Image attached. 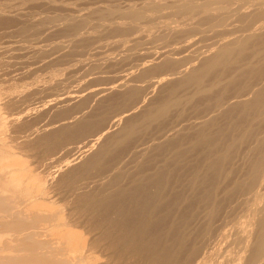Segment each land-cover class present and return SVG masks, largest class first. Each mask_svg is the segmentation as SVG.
<instances>
[{
	"label": "rangeland",
	"instance_id": "1",
	"mask_svg": "<svg viewBox=\"0 0 264 264\" xmlns=\"http://www.w3.org/2000/svg\"><path fill=\"white\" fill-rule=\"evenodd\" d=\"M36 1L35 0H26V1L25 0H22V1L21 0H0V9L1 7L8 8L7 4H9L8 6H10V8H8L10 11L7 9H5L6 11H4L3 8L0 10V47H1L0 48V119H1L0 121V153H5L8 158L6 161H4V163H0V167L2 169L3 165L8 166V167H11L13 165L10 169L11 172L24 174V180H23L24 183L20 185L19 190L15 193L16 195L14 194L13 197L9 198L12 200V202L11 200L7 202L9 203L8 208L0 210L1 212L0 220H2L3 217L5 218L11 217V219L9 220L11 221L14 220V223L18 224V222L15 220H18L20 218L22 219L28 218V217L32 219L33 217L32 214L31 213L29 214L28 212H26L29 207H35L33 210L39 211L43 214L45 213L47 215L49 214L48 212H50L51 214L49 215L50 218L48 220H44V221L38 220L36 222L37 224H35V227H32V225H30V227H28L22 233V237L23 239L31 240V239H34L35 236L36 237L38 236L37 239H42L43 241H46V243H48L50 246H53V245L57 246V248L59 249L57 253L59 255L58 254H55V255H58V257L64 258V259L68 258L74 264H94L93 261H95V264L98 261L99 262L97 264H103V263L104 264H129V263L130 264H157V263H160V264L167 263L168 264L169 263L168 259L171 260V258L173 261L171 260L172 262L170 263H173L174 260L176 261V259L178 260L180 259L179 261L177 260V262H184L187 259H189L188 261L190 263L193 262V264L194 263L198 264L197 262L200 263L201 261H204V262L206 261L204 264L206 263L207 264H210V263L211 264H214V263L224 264L226 261L228 264L230 261V258H231V261L229 264L234 263L236 260L234 258L235 254L233 253H235L236 251L235 248L239 247V245L236 246L237 244H239L238 242L239 240L237 238L240 239L239 237L240 235L238 236V232H237L238 230H240L239 226H241L239 224L241 222L239 221L240 220L239 217L243 216L247 208L251 207V206L250 207L248 206L253 204L252 201L251 202L248 201L249 205L247 204L245 205L242 202H239L244 199V196L242 194L240 195L241 190L239 192L238 190L240 188L236 187V185H237V182L239 184L240 182L242 183V181L245 182L243 178L247 176L246 174H248V171H249L248 163L245 160L247 156L246 151L248 149L249 144H250L249 146L251 147V145L260 143L258 142V140L261 141L263 139V138H256V140H254L255 139L254 136H255V133H258L259 131L262 132V130H264V121L263 122L256 121L255 118L253 117L254 112L252 111L249 113H246V115L241 114L238 107L232 112V113L235 112L234 114L232 113L219 114L217 109L215 108L216 106L214 105L215 103L218 102L217 95L214 91L209 93L207 96V95H202V93L199 92V90L197 91L199 86L189 87L188 85H179L178 84L180 82L179 80L183 78L186 73H180V74H177V73L174 74V73L182 70V68L187 66V63H189L190 65L191 63L195 62L197 59H199L200 61L201 59L206 58L205 51L207 50L209 46H212L214 43H219V41L223 40L224 38H229L231 36L234 37L235 35L240 36L242 34L247 33V31L249 30L247 27L249 24L247 23L248 20L246 18H241L237 16L236 10L240 7H242L243 10L244 8L245 9L252 8L253 7L252 5H254L253 3L263 2L264 0H222L224 1V4H219L218 6H216L215 7L216 10L214 11L216 13V16L223 17V21H220V22L216 19V16H211V14H202L200 12V6L204 3H207L210 0H141V1L140 0H136V1L135 0H91V1L90 0H54V1L53 0H36ZM97 1H98V4H97ZM77 3L80 4V7H79V4ZM69 4H70V7H68ZM196 4L198 5L194 6ZM63 5L65 6L63 7ZM74 5H75V8H73ZM53 6L55 7V9H53L54 8ZM81 6H82L83 11H81L82 10ZM87 6L90 8V10L89 8H86ZM130 6L131 8H133V10H135V12L136 11L139 12V14H136V15L128 14L127 10H128V7ZM185 6L193 10L189 11L188 13L178 12L180 8L183 9V7ZM220 6H222L221 9L219 8ZM110 9L114 11H111ZM103 12H105L104 13L105 15H103ZM110 12L112 13L110 14ZM61 13L62 14L69 13V14L68 15L65 14L66 17L63 14L62 16L63 19H62ZM40 14L41 15L43 14V16H41ZM40 16L43 18H41ZM44 16L46 19L44 18ZM75 16H78V17H75ZM107 16L108 18H106ZM54 17L56 18V20L54 19ZM71 17H73L74 19ZM126 20H127V23H126ZM53 21L55 22L58 21V22L53 24ZM61 21H63V24ZM109 21L112 23H110ZM167 21L168 22L172 21L173 23L171 22L168 23ZM58 23L60 25L62 24L61 27ZM110 24L111 26H109ZM120 24L123 27H121ZM174 26H178V27H174ZM115 27L118 29V32ZM110 29L115 32L111 33ZM161 29L164 30V32ZM121 30L124 32V34ZM160 31H162V33ZM78 32L81 35L78 34ZM117 34L119 37L116 36ZM136 37L137 39H135ZM68 38L70 41L68 40ZM62 43L66 45L63 46L64 44ZM74 44L75 46H73ZM92 44L93 46H91ZM87 45L88 46L90 45L91 47L90 46L88 47ZM29 46H32L34 48L29 47ZM77 46H79L80 48ZM56 47L58 48L56 49ZM22 49L24 50V52ZM44 49L47 52L44 51ZM71 49L73 50V53L71 52ZM39 50L42 51V54L40 53ZM45 52L48 54H46ZM107 52L109 54H105ZM131 52H134V53H131ZM33 53L34 54L36 53L35 54L36 57H34L35 55ZM43 53L45 55H43ZM179 53H181V55ZM84 55L86 57H84ZM40 57H42V60L40 59ZM100 57L103 59V61ZM65 59H66V62H65ZM72 60L74 61L72 62ZM28 61L29 63H27ZM118 61L121 62V64ZM156 61L160 63H157ZM58 62L59 64L63 66L65 65V66L63 67L57 64ZM42 63H43V66H42ZM93 63L95 64L97 63V64L95 65ZM126 64H128L127 67H126ZM112 67L115 70L111 69ZM238 67H236L237 69L236 68L233 69L234 73H236V71L240 69V67L239 68ZM29 69L31 70L29 71ZM40 69H41V72H40ZM91 69H92V72H91ZM106 69L110 71L112 70V71L110 72V71H107ZM102 70H104V72ZM27 71H29L30 73ZM49 71L52 73H50ZM84 71H86V73ZM68 74L70 75L68 76ZM87 74H89V76ZM12 75L14 76L11 77ZM64 75L66 78L64 77ZM86 75L88 79L86 78ZM165 76L167 78L174 76V80L173 79L164 80V78H166ZM254 78L255 80H252ZM146 79L148 81H145ZM38 80H40L41 82ZM48 80L50 81L48 82ZM62 80H64V82ZM90 81H93V82L97 81V82L96 83L94 82L93 84V82H90ZM115 81H117V83H115ZM262 81L263 79L259 78L258 76L253 77V75H250V76L246 75L244 77H236L235 80L233 81V84H236V85L231 84L232 82H227L228 91L225 94L226 96L225 102L231 98H236V97L242 98L244 96L247 97V95H249L250 93V89H249L250 85L252 86V83L254 82L253 86L258 87L260 85L259 87H261ZM166 82L168 83V85ZM26 84L28 87L24 86L23 88V85H26ZM246 85L249 87H245ZM134 86H137V88H135ZM104 87L107 90H105ZM71 88L73 90H71ZM56 89L60 92H58ZM61 89H63V91ZM81 89L82 90L85 89V90L82 91ZM169 89H170V92H169ZM171 90L172 92H174L173 94L175 95L177 94V96L173 95L171 93ZM48 91H51V92H48ZM128 91H130L131 93ZM235 91L237 92L234 94ZM133 92L134 93L136 92V93L134 94ZM44 93L47 96H45ZM169 93L171 94V97L173 95L174 100H177V102L179 103L177 108H174L175 107L174 104H172L173 107L171 104L169 106V103H171L172 101L169 98L170 97ZM191 94H194V97L191 98V100H187L185 102V100L188 98V95H191ZM120 98L122 101L121 100L119 101ZM171 99H173V97ZM31 100L32 101L34 100V101L31 102ZM165 103H166L165 111L167 112H164L162 114L163 118L161 116L159 118V116L155 114V112L157 110V107H159V104L165 105ZM22 104L24 107L22 106ZM41 104L43 106H40ZM261 105L263 107L264 103H262ZM168 106L172 108L170 109ZM148 110L149 111L151 110V112L153 113L151 114V116L157 115L159 120L157 118H156L157 120H155V118L152 119L151 117H149V115H146L149 113L147 112ZM144 111L146 112V114L144 113ZM142 113L146 115V117L148 116L149 120H148V117L145 118L146 120L142 118L144 116L142 115ZM214 114L216 117L214 116ZM208 116L213 118L215 122H214V126L209 125L207 127L205 126V128L206 130L209 128L208 131L210 132L211 131L215 132V139L218 141L217 150L216 148L210 149L206 146L204 147L199 146V145L194 146L192 144V141L195 140V138L202 131L201 123H198V122H200L203 119L209 118ZM118 121L121 123L119 124ZM138 121H139V125H138ZM68 123L70 124V126ZM123 127H127V129L126 130L124 129L125 131V133H123L124 135L120 136L119 133ZM242 128L244 129L242 130ZM245 128L248 130L247 133L249 134V137L237 138L241 133L246 134ZM221 129L223 132L221 131ZM196 130H198L197 133H196ZM103 133H105L104 134L105 136L103 135L100 138L98 143H95V145L93 146H89L88 143H92L91 139ZM114 133H116L117 135H115ZM128 133H129V136H128ZM107 134H111V135L114 134V136L107 135ZM173 135H176V136L173 137ZM118 137H120L121 139L119 138L120 139L119 140ZM123 138L126 140L124 141ZM174 138L178 140L176 141ZM241 138L243 139L247 138V140L244 141L242 139V141H239L241 140ZM235 139H236V143L234 145L233 151H231L230 153L229 159L226 160V162H223L221 164L220 172L218 171V173L216 172L215 175L212 176L211 175L212 173H210L211 171L207 170L208 168L207 163L209 162L208 160L214 157V155L216 154V151L219 153L221 151L227 150L231 141ZM174 141H176L175 144L179 143L178 145V147L180 146L179 150H178L177 145L174 146L173 144ZM100 143L101 144L103 143V144L101 145ZM105 147H108V148H105ZM174 148L176 149V151L174 150ZM253 148L254 146L251 147V149ZM99 151H102V152L104 151L103 152L104 154L101 152V155L103 156L102 158L99 155L100 153ZM177 151H179L178 153L179 156L178 154L174 155V153H177ZM92 152L94 155L95 153L96 155H98L97 157L95 155V157L98 158V160L96 159V162H95V158ZM91 156L93 157L90 158ZM81 157H82V160L80 159ZM72 158L75 160H73ZM84 159L85 161H83ZM92 159L94 161H92ZM133 168H136V169H133ZM1 169H0V177L1 179H3L5 178L6 176L5 174H7L8 171H5V172L3 171L4 172L3 173ZM124 171L128 173L126 174ZM138 172H140V174ZM113 173L114 174L116 173L115 174L116 177H114ZM118 174H120L121 176ZM125 174L127 175L126 178H125ZM131 174H133V176ZM262 174L264 176V170ZM134 175H135V178H134ZM145 175L147 176V179L145 178ZM150 176H153V177H150ZM128 177H130L131 179ZM32 178H34L36 182L33 179L31 187H27V183ZM108 178H110L109 180L111 181L113 180V181L109 182ZM142 178H145V179H142ZM92 183H94V185ZM232 185L233 187H236V188H233ZM127 186L130 190L127 189ZM230 186L231 188H229ZM86 187L87 188L89 187V188L87 189ZM132 187L135 188L136 190L133 189ZM227 187L229 188V190L231 189V191H228ZM232 188H233V191H232ZM122 190L124 193L122 192ZM132 190L134 191L132 192ZM95 192H97L98 194H96ZM92 197L95 199H93ZM100 198L101 199L103 198V200L105 199L104 201H102L103 203L101 202ZM96 199H98L97 201L100 200V204H94V200ZM87 201L89 202L91 201V203ZM236 201L240 203V205H238L240 207L236 205ZM29 204L31 205L29 206ZM89 204L90 205L94 204L93 209L91 208ZM242 204L245 206H243ZM98 205H102V206H98ZM212 205H214L216 210H214L215 213L213 214L211 213L212 214L211 215L208 213L211 209L210 206ZM8 209H10V212H8L9 211ZM23 209L24 211L26 209V211L24 212ZM208 209L209 211H207ZM4 211L5 213L3 214L2 212ZM20 211H23V212H20ZM232 211H233V214H232ZM205 212L206 213L208 212L206 217L204 215L206 214ZM14 215L16 216V218H14L15 217ZM209 216L210 218L211 217L212 218L208 221L205 220ZM235 224L238 226H236ZM2 227L3 226L0 225V228ZM185 228L186 230L184 231L183 229ZM16 229L21 230V227L17 225L16 228L15 227L12 228L13 231H16ZM66 229H73V230L75 229L74 231L78 232L79 234L81 233L80 235L84 237L86 241L89 240L87 243L88 246L84 245L83 239H80L78 237L74 240V243L76 244H78L79 242L78 245L80 246L77 245L78 247H75L76 244L66 247L65 244L69 242L67 235L66 237L63 236L62 240L54 238V237H49V233L50 231L52 232V230L66 232L65 231ZM189 229L190 230L193 229V231L191 230L192 232L191 234L189 233L190 232ZM194 229H196L197 231V236H198V233H200L198 237L195 234L196 232L194 233L195 231ZM228 230H231V231H228ZM0 231H2L1 232L2 234L3 232L5 234V230L4 231L0 230ZM182 231L185 233H183ZM186 231L188 232V234H186L187 233ZM220 231H223V232H220ZM232 232H236L235 233L236 235ZM6 233L11 240L12 232L9 233V231H7ZM19 233L21 232L19 231L16 234H19ZM133 233L134 234L137 233L136 238L139 239V241L137 239H135V241L133 240L132 242L130 241L129 238L130 236L133 235ZM182 233L184 236L187 235L186 237H188L189 239L186 238L187 239L186 240L183 237ZM220 233L221 234L223 233V235H221ZM224 233L225 234L227 233V234L225 235ZM228 233H230L231 235ZM125 235H127L126 236L127 238H125ZM219 235L225 236L227 237V239L229 238V240ZM179 236L180 237L182 236L181 237L183 238L182 240L187 242L186 243L180 240L183 244L186 243L187 246L186 244L183 245L179 241V238H180ZM231 236H232V239H231ZM219 238H224L226 240L224 241V239H220L219 241ZM14 241L16 242V240ZM205 241L208 243L206 244ZM222 241L225 243H222ZM231 241H233L236 245H234V243ZM201 242L203 243L202 245H201ZM210 242L211 243L213 242L212 244H214V247L216 246L215 249L212 245H210L211 244ZM173 243L175 245L179 243L180 246L182 245L183 247H180L178 245L177 247L173 245L174 246L173 248V246L171 245ZM193 243L196 244L195 247L199 246V249H200L199 253H198L199 249L196 252L198 253L197 260L195 259L196 253L194 252L195 248H194ZM215 243H217L219 247L215 245ZM221 243L224 245L220 246ZM229 243L233 244L234 247L233 245L229 246L230 245ZM200 245L204 248H202ZM5 246L6 247L0 248L1 250L0 253L1 252L3 253L4 249L6 250L5 252L11 251L13 249L11 247L12 246L14 247V244L11 247L10 245L9 246L5 245ZM171 246L173 249L177 247L178 252L177 250L175 251L172 248H170ZM209 246L212 247L213 249L210 248ZM179 247L182 248L183 250L180 249L182 251H179ZM223 247L225 248V250H223L224 249ZM230 247H232L231 249L234 248L233 250H235L234 252L231 251V254L234 256H232L230 252L229 254L227 252L229 251ZM162 248L165 249L166 252L169 249H172V251L176 252L174 253L176 254L178 258L175 256L176 259H174L175 254L171 250L169 251L170 253H172L170 255L169 252H168L169 254L166 253L165 251L162 250ZM186 248H189V250L187 249V252H186ZM192 248H194L193 251H192ZM205 248H207L208 250V251L207 250L205 251L206 253L204 252ZM209 249H210V252H209ZM219 249L222 250L221 253L224 252L223 255L220 253L224 257H221L218 251H215ZM158 250L159 252H161L160 254L158 253ZM162 251L168 255L167 258H166L167 255H164ZM212 251L215 253L217 252L218 255L215 254V257H214L213 255L214 253ZM225 251L227 255L229 256L225 254ZM179 252H180L179 255L183 254L184 256L183 255L182 256L186 260H184L183 257L178 255ZM211 252L213 253L212 255H211ZM189 255H191L190 258H192L193 256V260L192 259L190 260V258H187V256L189 257ZM205 255H207L206 256L207 258H210V259H207L209 260V262H207ZM162 256H164L165 260L163 259ZM210 256H213V257L211 258ZM153 257L154 259H151ZM226 257L227 258L229 257V260ZM181 258L183 261L181 260ZM201 258L202 260H200ZM217 258L218 259L220 258V259L217 260ZM221 259H224L225 261L223 262ZM166 260L168 261L166 262ZM210 260L212 261L210 262ZM216 261H218V263H216ZM236 262L234 264H237Z\"/></svg>",
	"mask_w": 264,
	"mask_h": 264
},
{
	"label": "bare ground",
	"instance_id": "2",
	"mask_svg": "<svg viewBox=\"0 0 264 264\" xmlns=\"http://www.w3.org/2000/svg\"><path fill=\"white\" fill-rule=\"evenodd\" d=\"M22 1V0H21ZM26 1V0H25ZM36 1V0H35ZM54 1V0H53ZM91 1V0H90ZM136 1V0H135ZM141 1V0H140ZM24 2V1H23ZM37 2V1H36ZM40 2V1H39ZM202 2V1H201ZM7 3V2H6ZM25 3V2H24ZM42 3V2H41ZM83 3V2H82ZM145 3V2H144ZM197 3V2H196ZM199 3V2H198ZM5 4V3H4ZM17 4V3H16ZM77 4H79V3H77ZM85 4V3H84ZM97 4H98V1H97ZM124 4V3H123ZM190 4V3H189ZM219 4H224V1H222V0H213V1H208L207 3H204V4H202L201 6H200V12L202 13V14H211V16H216V13L214 12L215 10H216V6H218ZM254 5H252L253 7L252 8H247V9H245L244 8V10L242 9V7H240V8H238L237 10H236V14H237V16H239V17H241V18H246L247 20H248V22L247 23H249L248 24V31H247V33H245V34H242V35H235L234 37L233 36H231V37H229V38H224L223 40H221V41H219V43H214L212 46H209L208 48H207V50L205 51V56H206V58H203V59H201L200 61H199V59H197L196 61L195 60H193V61H195V62H193V63H191L190 65H189V63H187V66H185L184 68H182V70H180V71H178V72H175L174 74H180V73H186L185 75H184V77L183 78H181L179 81V85H188L189 87L190 86H199L198 87V89H197V91L199 90V92H201L202 93V95H207L208 96V94L209 93H211L212 91H214L215 93H216V95H217V99H218V102L217 103H215L214 105L216 106L215 108L217 109V111H218V113L219 114H224V113H232L237 107H238V109H239V111H240V113L241 114H245L246 115V113H249V112H254V118H255V120L256 121H258V122H263L264 121V106L262 107V103H264V1L263 2H257V3H253ZM9 4H7V7L8 8H10V6H8ZM11 5V4H10ZM21 5V4H20ZM45 5V4H44ZM113 5V4H112ZM139 5H141V4H139ZM198 4H196V5H194V6H197ZM4 6V5H3ZM23 6V5H22ZM65 5H63V7H64ZM99 6V5H98ZM114 6V5H113ZM128 6V5H127ZM223 6V5H222ZM222 6H220L219 8L221 9V7ZM229 6V5H228ZM227 6V7H228ZM12 7V6H11ZM54 7V6H53ZM68 7H70V4H69V6ZM79 7H80V4H79ZM92 7V6H91ZM117 7V6H116ZM134 7H136V6H134ZM3 7H1V9H2ZM8 8H3L4 9V11H6L5 9H7V10H9ZM17 8V7H16ZM73 8H75V5H74V7ZM86 8H89L88 6L86 7ZM101 8V7H100ZM125 8V7H124ZM127 8V7H126ZM129 8H130V10H129ZM0 9V10H1ZM14 9H15V7H14ZM27 9V8H26ZM53 9H55V7L53 8ZM60 9V8H59ZM58 9V10H59ZM68 9V8H67ZM80 9V8H79ZM81 9H82V6H81ZM105 9V8H104ZM103 9V10H104ZM122 9H123V7H122ZM157 9V8H156ZM224 9V8H223ZM74 10V9H73ZM77 10V9H76ZM89 10H90V8H89ZM88 10V11H89ZM107 10V9H106ZM111 10V9H110ZM191 10H193V9H189V8H187L186 6L185 7H183V9H181L180 8V10H178V12H180V13H188L189 11H191ZM4 11H3V13H4ZM10 11V10H9ZM15 11V10H14ZM14 11H13V13H14ZM18 11H19V9H18ZM17 11V12H18ZM21 11V10H20ZM22 11H23V9H22ZM25 11V10H24ZM56 11V10H55ZM80 11V10H79ZM81 11H83V9L81 10ZM92 11H94V10H92ZM111 11H114V10H111ZM125 11V10H124ZM140 11V10H139ZM99 12H100V10H99ZM109 12V11H108ZM7 13V12H6ZM16 13V12H15ZM21 13V12H20ZM36 13V12H35ZM78 13V12H77ZM81 13V12H80ZM87 13V12H86ZM85 13V14H86ZM88 13H90V12H88ZM95 13V12H94ZM105 12H103V15H105L104 14ZM112 12H110V14H111ZM127 13L128 14H131V15H136V14H139V12H135V10H133V8H131V6L130 7H128V10H127ZM148 13V12H147ZM62 14V13H61ZM64 14V13H63ZM63 14L61 15V17L63 16ZM66 14V13H65ZM65 14H64V16H65ZM69 14V13H68ZM68 14H66V15H68ZM96 14V13H95ZM100 14V13H99ZM102 14V13H101ZM107 14V13H106ZM109 14V15H110ZM120 14V13H119ZM149 14V13H148ZM41 15V14H40ZM81 15H83V14H81ZM145 15V14H144ZM41 16H43V14L41 15ZM40 16V17H41ZM57 16V15H56ZM55 16V17H56ZM74 16V15H73ZM88 16V15H87ZM100 16V15H99ZM102 16V15H101ZM117 16V15H116ZM32 17V16H31ZM54 17V19L56 20V18ZM66 17V16H65ZM75 17H78V16H75ZM119 17V16H118ZM41 18H43V17H41ZM44 18H45V16H44ZM59 18H60V16H59ZM71 18H73V17H71ZM82 18V17H81ZM80 18V19H81ZM98 18V17H97ZM106 18H108V16L106 17ZM115 18V17H114ZM120 18V17H119ZM137 18V17H136ZM46 19V18H45ZM51 19H52V17H51ZM50 19V20H51ZM62 19H63V17H62ZM74 19V18H73ZM72 19V20H73ZM84 19V18H83ZM100 19H102V18H100ZM105 19V18H104ZM147 19V18H146ZM216 19L220 22V21H223V17H218V16H216ZM33 20H35V19H33ZM82 20V19H81ZM89 20V19H88ZM93 20V19H92ZM110 20H112V19H110ZM128 20V19H127ZM127 20H126V23H127ZM176 20V19H175ZM22 21V20H21ZM24 21V20H23ZM39 21V20H38ZM74 21H76V20H74ZM73 21V22H74ZM95 21V20H94ZM104 21V20H103ZM102 21V22H103ZM106 21H107V19H106ZM123 21V20H122ZM135 21V20H134ZM173 21V20H172ZM172 21H170L171 23H173ZM178 21V20H177ZM180 21V20H179ZM36 22V21H35ZM44 22V21H43ZM56 22H58V21H56ZM55 21H53V24H55L56 23ZM62 22V24H63V21H61ZM88 22H90V21H88ZM92 22V21H91ZM101 22V23H102ZM110 22V21H109ZM130 22V21H129ZM151 22V21H150ZM168 22V21H167ZM170 22H168V23H170ZM46 23V22H45ZM67 23H68V21H67ZM66 23V24H67ZM82 23V22H81ZM100 23V22H99ZM110 23H112V22H110ZM142 23V22H141ZM165 23V22H164ZM175 23V22H174ZM48 24H50V23H48ZM59 24V23H58ZM61 24V25H62ZM76 24H77V22H76ZM84 24V23H83ZM97 24V23H96ZM129 24H131V23H129ZM166 24V23H165ZM244 24H246V23H244ZM40 25H41V23H40ZM39 25V26H40ZM47 25V24H46ZM60 25V24H59ZM61 25H60V27H61ZM68 25V24H67ZM100 25V24H99ZM99 25H97V26H99ZM116 25V24H115ZM121 25V24H120ZM199 25V24H198ZM101 26V25H100ZM109 26H111V24L109 25ZM117 26V25H116ZM125 26V25H124ZM143 26H145V25H143ZM50 27V26H49ZM57 27V26H56ZM78 27V26H77ZM85 27V26H84ZM91 27V26H90ZM102 27V26H101ZM118 27V26H117ZM121 27H123L122 25H121ZM174 27H178V26H174ZM83 28V27H82ZM110 28V27H109ZM116 28V27H115ZM12 29V28H11ZM39 29V28H38ZM50 29V28H49ZM69 29V28H68ZM95 29V28H94ZM117 29V28H116ZM174 29H176V28H174ZM74 30V29H73ZM72 30V31H73ZM90 30V29H89ZM111 30V29H110ZM112 30H113V28H112ZM111 30V33L112 32H115V31H112ZM115 30V29H114ZM125 30V29H124ZM150 30H151V28H150ZM156 30V29H155ZM162 30V29H161ZM46 31V30H45ZM60 31V30H59ZM77 31V30H76ZM79 31H81V30H79ZM82 31H84V30H82ZM88 31V30H87ZM93 31V30H92ZM91 31V32H92ZM96 31V30H95ZM107 31V30H106ZM109 31V30H108ZM122 31V30H121ZM133 31V30H132ZM142 31V30H141ZM148 31V30H147ZM163 32H164V30H162ZM162 31H160L161 33H162ZM21 32V31H20ZM25 32V31H24ZM30 32H31V30H30ZM37 32V31H36ZM86 32V31H85ZM94 32V31H93ZM98 32V31H97ZM117 32H118V29H117ZM123 32V31H122ZM27 33V32H26ZM121 33V32H120ZM56 34V33H55ZM61 34V33H60ZM59 34V35H60ZM78 34H80L79 32H78ZM90 34V33H89ZM108 34V33H107ZM122 34V33H121ZM123 34H124V32H123ZM122 34V35H123ZM138 34V33H137ZM143 34V33H142ZM153 34V33H152ZM31 35H33V34H31ZM75 35V34H74ZM81 35V34H80ZM103 35V34H102ZM126 35V34H125ZM149 35V34H148ZM86 36V35H85ZM116 36H118V34L116 35ZM121 36V35H120ZM176 36V35H175ZM13 37V36H12ZM46 37V36H45ZM88 37V36H87ZM103 37V36H102ZM110 37V36H109ZM119 37V36H118ZM145 37V36H144ZM181 37V36H180ZM59 38H60V36H59ZM71 38V37H70ZM75 38V37H74ZM80 38V37H79ZM85 38V37H84ZM93 38V37H92ZM114 38V37H113ZM142 38H143V36H142ZM33 39V38H32ZM57 39V38H56ZM73 39V38H72ZM78 39V38H77ZM108 39V38H107ZM126 39V38H125ZM135 39H137V37L135 38ZM140 39V38H139ZM36 40V39H35ZM55 40V39H54ZM53 40V41H54ZM65 40V39H64ZM68 40H69V38H68ZM88 40V39H87ZM94 40H96V39H94ZM101 40V39H100ZM114 40V39H113ZM130 40V39H129ZM30 41V40H29ZM34 41V40H33ZM38 41V40H37ZM45 41V40H44ZM44 41H43V43H44ZM70 41V40H69ZM68 41V42H69ZM97 41H98V39H97ZM112 41V40H111ZM110 41V42H111ZM118 41V40H117ZM121 41H122V39H121ZM120 41V42H121ZM126 41V40H125ZM128 41V40H127ZM197 41V40H196ZM66 42V41H65ZM82 42V41H81ZM90 42H91V40H90ZM95 42V41H94ZM103 42V41H102ZM104 42H105V40H104ZM114 42V41H113ZM112 42V43H113ZM115 42H116V40H115ZM3 43V42H2ZM6 43V42H5ZM15 43V42H14ZM39 43H40V41H39ZM79 43V42H78ZM85 43V42H84ZM87 43V42H86ZM99 43V42H98ZM108 43H109V41H108ZM125 43V42H124ZM62 44H64V43H62ZM77 44V43H76ZM96 44V43H95ZM122 44V43H121ZM129 44V43H128ZM189 44V43H188ZM193 44V43H192ZM18 45V44H17ZM16 45V46H17ZM37 45V44H36ZM50 45V44H49ZM52 45V44H51ZM66 44H64L63 46H65ZM79 45V44H78ZM86 45V44H85ZM101 45V44H100ZM11 46V45H10ZM15 46V45H14ZM48 46V45H47ZM68 46V45H67ZM73 46H75V44L73 45ZM83 46V45H82ZM88 46V45H87ZM90 46V45H89ZM88 46V47H89ZM91 46H93V44L91 45ZM90 46V47H91ZM103 46V45H102ZM124 46V45H123ZM163 46V45H162ZM29 47H32V46H29ZM36 47V46H35ZM42 47V46H41ZM50 47V46H49ZM70 47H72V46H70ZM77 47H79V46H77ZM104 47V46H103ZM126 47V46H125ZM129 47V46H128ZM147 47V46H146ZM1 48V47H0ZM22 48V47H21ZM25 48V47H24ZM32 48H34V47H32ZM37 48V47H36ZM40 48V47H39ZM58 47H56V49H57ZM62 48V47H61ZM64 48V47H63ZM75 48V47H74ZM80 48V47H79ZM94 48V47H93ZM97 48V47H96ZM118 48V47H117ZM151 48V47H150ZM161 48V47H160ZM27 49V48H26ZM49 49V48H48ZM115 49V48H114ZM121 49H122V47H121ZM124 49V48H123ZM177 49V48H176ZM23 50V49H22ZM30 50V49H29ZM32 50V49H31ZM37 50V49H36ZM55 50V49H54ZM61 50V49H60ZM59 50V51H60ZM63 50V49H62ZM95 50V49H94ZM116 50V49H115ZM129 50V49H128ZM143 50V49H142ZM6 51H7V49H6ZM15 51V50H14ZM21 51V50H20ZM34 51V50H33ZM32 51V52H33ZM38 51V50H37ZM36 51V52H37ZM40 51V50H39ZM44 51H46L45 49H44ZM64 51V50H63ZM79 51V50H78ZM88 51H89V49H88ZM112 51V50H111ZM127 51V50H126ZM125 51V52H126ZM135 51V50H134ZM167 51V50H166ZM165 51V52H166ZM169 51V50H168ZM188 51V50H187ZM23 52H24V50H23ZM47 52V51H46ZM45 52V53H46ZM68 52H70V51H68ZM71 52L73 53V50L71 49ZM81 52H83V51H81ZM129 52V51H128ZM171 52H172V50H171ZM14 53V52H13ZM40 53L42 54V51H40ZM51 53V52H50ZM59 53V52H58ZM116 53V52H115ZM131 53H134V52H131ZM167 53V52H166ZM165 53V54H166ZM184 53V52H183ZM30 54V53H29ZM34 54V53H33ZM32 54V55H33ZM36 54V53H35ZM34 54V55H35ZM37 54H39V53H37ZM46 54H48V53H46ZM53 54V53H52ZM60 54H62V53H60ZM77 54V53H76ZM79 54V53H78ZM105 54H109L108 52L107 53H105ZM155 54V53H154ZM180 55H181V53H179ZM11 55V54H10ZM43 55H45L44 53H43ZM85 55H86V53H85ZM84 55V57H86ZM94 55V54H93ZM92 55V56H93ZM97 55V54H96ZM104 55V54H103ZM102 55V56H103ZM120 55V54H119ZM127 55V54H126ZM131 55V54H130ZM133 55V54H132ZM144 55V54H143ZM179 55V56H180ZM208 55V56H207ZM21 56V55H20ZM41 56V55H40ZM48 56V55H47ZM51 56V55H50ZM61 56V55H60ZM78 56V55H77ZM82 56V55H81ZM101 56V57H102ZM111 56V55H110ZM109 56V57H110ZM116 56V55H115ZM114 56V57H115ZM149 56V55H148ZM34 57H36V55L34 56ZM39 57V56H38ZM37 57V58H38ZM45 57V56H44ZM49 57V56H48ZM73 57V56H72ZM100 57V58H101ZM106 57V56H105ZM121 57V56H120ZM131 57V56H130ZM129 57V58H130ZM28 58V57H27ZM47 58V57H46ZM58 58V57H57ZM64 58H65V56H64ZM63 58V59H64ZM74 58H76V57H74ZM88 58V57H87ZM99 58V57H98ZM108 58V57H107ZM126 58H128V57H126ZM152 58V57H151ZM21 59V58H20ZM24 59H26V58H24ZM40 59L42 60V57H40ZM52 59V58H51ZM71 59V58H70ZM85 59V58H84ZM92 59V58H91ZM97 59V58H96ZM102 59V58H101ZM105 59V58H104ZM109 59V58H108ZM114 59V58H113ZM31 60H32V58H31ZM39 60V59H38ZM99 60V59H98ZM106 60V59H105ZM127 60V59H126ZM145 60V59H144ZM20 61V60H19ZM24 61V60H23ZM26 61V60H25ZM33 61H34V59H33ZM32 61V62H33ZM48 61V60H47ZM53 61V60H52ZM59 61V60H58ZM74 60H72V62H73ZM97 61V60H96ZM102 61H103V59H102ZM113 61V60H112ZM123 61V60H122ZM128 61V60H127ZM139 61V60H138ZM160 61V60H159ZM163 61V60H162ZM38 62V61H37ZM40 62V61H39ZM51 62V61H50ZM50 62H49V64H50ZM56 62V61H55ZM60 62V61H59ZM59 62L57 63V64H59ZM65 62H66V59H65ZM68 62H70V61H68ZM78 62H80V61H78ZM91 62V61H90ZM98 62V61H97ZM110 62V61H109ZM119 62V61H118ZM144 62V61H143ZM157 62V61H156ZM27 63H29V61L27 62ZM35 63H36V61H35ZM34 63V64H35ZM61 63V62H60ZM77 63V62H76ZM86 63V62H85ZM116 63H117V61H116ZM120 64H121V62H119ZM125 63V62H124ZM127 63V62H126ZM155 63V62H154ZM157 63H160V62H157ZM162 63V62H161ZM164 63V62H163ZM169 63V62H168ZM56 64V63H55ZM54 64V65H55ZM56 64V65H57ZM65 64V63H64ZM81 64V63H80ZM83 64V63H82ZM87 64V63H86ZM93 64H95V63H93ZM97 64V63H96ZM95 64V65H96ZM104 64H106V63H104ZM112 64V63H111ZM170 64V63H169ZM3 65V64H2ZM12 65V64H11ZM26 65V64H25ZM40 65V64H39ZM45 65V64H44ZM53 65V64H52ZM59 65H61V64H59ZM70 65V64H69ZM75 65V64H74ZM114 65V64H113ZM118 65V64H117ZM124 65V64H123ZM127 65L128 64H126V67H127ZM139 65H141V64H139ZM148 65V64H147ZM151 65V64H150ZM158 65V64H157ZM165 65V64H164ZM189 65V66H188ZM6 66V65H5ZM10 66V65H9ZM24 66V65H23ZM27 66V65H26ZM33 66V65H32ZM42 66H43V63H42ZM61 66H63V65H61ZM65 66V65H64ZM63 66V67H64ZM68 66V65H67ZM109 66H111V65H109ZM132 66V65H131ZM130 66V67H131ZM143 66V65H142ZM156 66V65H155ZM171 66V65H170ZM174 66V65H173ZM240 67V69H238L237 71H236V73H234V71H233V69H235L236 67ZM72 67V66H71ZM82 67V66H81ZM85 67V66H84ZM90 67V66H89ZM99 67V66H98ZM129 67V66H128ZM133 67H134V65H133ZM146 67V66H145ZM144 67V68H145ZM151 67V66H150ZM238 67V68H239ZM3 68V67H2ZM12 68V67H11ZM37 68V67H36ZM35 68V69H36ZM42 68V67H41ZM57 68V67H56ZM62 68V67H61ZM75 68V67H74ZM83 68V67H82ZM95 68V67H94ZM100 68V67H99ZM106 68V67H105ZM157 68V67H156ZM173 68V67H172ZM47 69V68H46ZM53 69V68H52ZM52 69H51V71H52ZM60 69V68H59ZM65 69V68H64ZM85 69V68H84ZM96 69V68H95ZM111 69H114L113 67L111 68ZM151 69V68H150ZM167 69V68H166ZM166 69H164V70H166ZM174 69V68H173ZM172 69V70H173ZM176 69V68H175ZM237 69V68H236ZM31 69H29V71H30ZM39 70V69H38ZM43 70V69H42ZM58 70V69H57ZM56 70V71H57ZM74 70V69H73ZM78 70V69H77ZM76 70V71H77ZM107 70V69H106ZM115 70V69H114ZM134 70V69H133ZM133 70H132V72H133ZM141 70V69H140ZM153 70V69H152ZM159 70V69H158ZM29 71H27V72H29ZM80 71V70H79ZM90 71V70H89ZM103 72H104V70H102ZM107 71H110V70H107ZM112 71V70H111ZM110 71V72H111ZM171 71V70H170ZM40 72H41V69H40ZM39 72V73H40ZM50 72V71H49ZM62 72V71H61ZM83 72V71H82ZM85 73H86V71H84ZM91 72H92V69H91ZM120 72V71H119ZM127 72V71H126ZM130 72V71H129ZM157 72V71H156ZM162 72V71H161ZM164 72V71H163ZM167 72V71H166ZM23 73V72H22ZM30 73V72H29ZM34 73V72H33ZM37 73H38V71H37ZM50 73H52V72H50ZM63 73V72H62ZM84 73V74H85ZM106 73V72H105ZM118 73V72H117ZM35 74V73H34ZM65 74V73H64ZM79 74V73H78ZM95 74H97V73H95ZM100 74V73H99ZM107 74V73H106ZM105 74V75H106ZM111 74V73H110ZM119 74V73H118ZM30 75V74H29ZM49 75V74H48ZM60 75V74H59ZM70 74H68V76H69ZM88 76H89V74H87ZM87 75H86V78H87ZM125 75V74H124ZM165 75V74H164ZM246 75H253V77L254 76H258L259 78H262L263 79V81H262V86L261 87H257V86H253L254 84V82L252 83V86L250 85V87L249 86H245V87H249V89H250V93H249V95H247V97H236V98H231V99H229V100H227L226 102H225V98H226V96H225V94H226V92L228 91V89H227V86H228V83L227 82H232L231 84H233V81L235 80V78L236 77H244V76H246ZM14 75H12L11 77H13ZM26 76V75H25ZM28 76V75H27ZM57 76V75H56ZM62 76V75H61ZM74 76V75H73ZM72 76V77H73ZM84 76V75H83ZM99 76V75H98ZM126 76V75H125ZM128 76V75H127ZM34 77V76H33ZM49 77V76H48ZM59 77V76H58ZM64 77H65V75H64ZM97 77V76H96ZM131 77V76H130ZM166 77V76H165ZM37 78V77H36ZM66 78V77H65ZM65 78H63V79H65ZM77 78V77H76ZM80 78V77H79ZM85 78V77H84ZM115 78V77H114ZM121 78V77H120ZM137 78V77H136ZM143 78V77H142ZM141 78V79H142ZM154 78V77H153ZM160 78V77H159ZM161 78H163V77H161ZM248 78V77H247ZM23 79V78H22ZM43 79V78H42ZM74 79V78H73ZM88 79V78H87ZM95 79H97V78H95ZM123 79V78H122ZM139 79H140V77H139ZM152 79V78H151ZM155 79V78H154ZM165 79H167V80H171V79H173L174 80V76L173 77H166V78H164V80ZM257 79V78H256ZM31 80V79H30ZM52 80V79H51ZM92 80V79H91ZM101 80V79H100ZM103 80V79H102ZM107 80V79H106ZM118 80V79H117ZM128 80H129V78H128ZM136 80V79H135ZM144 80V79H143ZM142 80V81H143ZM157 80V79H156ZM176 80V79H175ZM252 80H255V78L254 79H252ZM33 81H34V79H33ZM38 81H40V80H38ZM44 81V80H43ZM50 80H48V82H49ZM53 81V80H52ZM63 82H64V80H62ZM73 81V80H72ZM120 81V80H119ZM134 81V80H133ZM132 81V82H133ZM141 81V82H142ZM145 81H148L147 79L145 80ZM25 82V81H24ZM29 82V81H28ZM41 82V81H40ZM57 82V81H56ZM62 82V83H63ZM79 82V81H78ZM90 82H93V81H90ZM95 82V81H94ZM94 82H93V84H94ZM97 82V81H96ZM95 82V83H96ZM129 82V81H128ZM135 82H137V81H135ZM169 82V81H168ZM173 82V81H172ZM245 82V81H244ZM256 82H257V80H256ZM12 83V82H11ZM26 83V82H25ZM34 83H35V81H34ZM61 83V82H60ZM115 83H117V81H115ZM114 83V84H115ZM119 83V82H118ZM144 83V82H143ZM146 83V82H145ZM155 83V82H154ZM160 83V82H159ZM167 83V82H166ZM174 83V82H173ZM181 83V84H180ZM235 83V82H234ZM250 83V84H251ZM29 84V83H28ZM42 84V83H41ZM44 84V83H43ZM50 84V83H49ZM59 84V83H58ZM67 84V83H66ZM75 84V83H74ZM91 84V83H90ZM98 84V83H97ZM104 84V83H103ZM125 84V83H124ZM152 84V83H151ZM163 84V83H162ZM260 84H261V82H260ZM32 85V84H31ZM61 85V84H60ZM71 85V84H70ZM87 85V84H86ZM85 85V86H86ZM118 85V84H117ZM121 85H122V83H121ZM137 85V84H136ZM147 85V84H146ZM153 85V84H152ZM159 85V84H158ZM167 85H168V83H167ZM176 85V84H175ZM233 85H236V84H233ZM242 85V84H241ZM24 86H27V84L26 85H23V88H24ZM37 86V85H36ZM41 86V85H40ZM44 86V85H43ZM51 86V85H50ZM64 86V85H63ZM69 86V85H68ZM81 86V85H80ZM129 86V85H128ZM138 86V85H137ZM137 86H134L135 88H137ZM140 86V85H139ZM163 86V85H162ZM172 86V85H171ZM170 86V87H171ZM28 87V86H27ZM39 87V86H38ZM46 87V86H45ZM52 87V86H51ZM54 87V86H53ZM60 87V86H59ZM73 87V86H72ZM88 87V86H87ZM110 87H112V86H110ZM114 87V86H113ZM131 87H132V85H131ZM141 87V86H140ZM185 87V86H184ZM233 87V86H232ZM242 87V86H241ZM241 87H240V89H241ZM26 88V87H25ZM37 88V87H36ZM66 88V87H65ZM75 88V87H74ZM100 88H101V86H100ZM105 88V87H104ZM121 88V87H120ZM135 88H133V89H135ZM169 88V87H168ZM229 88V87H228ZM16 89V88H15ZM33 89V88H32ZM31 89V90H32ZM48 89V88H47ZM59 89V88H58ZM145 89V88H144ZM160 89V88H159ZM19 90V89H18ZM41 90V89H40ZM43 90V89H42ZM57 90V89H56ZM60 90V89H59ZM62 91H63V89H61ZM67 90H68V88H67ZM71 90H73L72 88H71ZM70 90V91H71ZM75 90V89H74ZM82 90V89H81ZM80 90V91H81ZM83 90H85V89H83ZM82 90V91H83ZM89 90H90V88H89ZM105 90H107L106 88H105ZM109 90V89H108ZM117 90V89H116ZM130 90V89H129ZM140 90V89H139ZM232 90V89H231ZM26 91V90H25ZM38 91V90H37ZM55 91V90H54ZM58 91V90H57ZM61 91V92H62ZM78 91V90H77ZM99 91V90H98ZM123 91V90H122ZM138 91V90H137ZM174 91V90H173ZM183 91V90H182ZM196 91V90H195ZM241 91V90H240ZM5 92V91H4ZM18 92V91H17ZM36 92V91H35ZM48 92H51V91H48ZM58 92H60V91H58ZM69 92V91H68ZM102 92V91H101ZM128 92H130V91H128ZM139 92V91H138ZM161 92V91H160ZM169 92H170V89H169ZM237 91H235L234 92V94L236 93ZM19 93V92H18ZM41 93V92H40ZM79 93V92H78ZM131 93V92H130ZM129 93V94H130ZM134 93V92H133ZM136 93V92H135ZM134 93V94H135ZM159 93V92H158ZM171 93L173 94L174 92H172V90H171ZM177 93V92H176ZM231 93V92H230ZM32 94V93H31ZM36 94V93H35ZM42 94V93H41ZM84 94V93H83ZM129 94H127V95H129ZM139 94V93H138ZM170 94V93H169ZM233 94V93H232ZM246 94V93H245ZM11 95V94H10ZM21 95V94H20ZM33 95V94H32ZM43 95V94H42ZM44 95H45V93H44ZM56 95V94H55ZM54 95V96H55ZM60 95V94H59ZM89 95V94H88ZM173 95H175V94H173ZM172 95V97H173V99H171L172 97H171V94H170V100H172L171 101V103H169V106H170V104L172 105V104H174V108H177V106L179 105V103L177 102V100H174V96ZM200 95V94H199ZM201 95V96H202ZM9 96V95H8ZM24 96V95H23ZM26 96V95H25ZM39 96V95H38ZM45 96H47V95H45ZM51 96H53V95H51ZM68 96V95H67ZM126 96V95H125ZM137 96V95H136ZM135 96V97H136ZM175 96H177V94L175 95ZM185 96H187V95H185ZM206 96V97H207ZM243 96V95H242ZM2 97V96H1ZM4 97V96H3ZM28 97H29V95H28ZM37 97V96H36ZM40 97V96H39ZM38 97V98H39ZM139 97H140V95H139ZM157 97V96H156ZM180 97H182V96H180ZM184 97V96H183ZM194 97V94H191V95H188V98L185 100V102L187 101V100H191V98H193ZM54 98V97H53ZM177 98H179V97H177ZM203 98V97H202ZM24 99V98H23ZM41 99V98H40ZM175 99H176V97H175ZM179 99H181V98H179ZM204 99V98H203ZM26 100V99H25ZM98 100V99H97ZM121 100V98L119 99V101ZM125 100V99H124ZM150 100V99H149ZM165 100V99H164ZM198 100H200V99H198ZM206 100H208V99H206ZM14 101V100H13ZM21 101V100H20ZM29 101V100H28ZM34 101V100H33ZM32 100H31V102H33ZM122 101V100H121ZM155 101V100H154ZM166 101V100H165ZM169 101V100H168ZM183 101V100H182ZM17 102H18V100H17ZM43 102H44V100H43ZM47 102H48V100H47ZM162 102V101H161ZM167 102V101H166ZM205 102V101H204ZM16 103V102H15ZM25 103V102H24ZM163 103H164V101H163ZM182 103V102H181ZM10 104V103H9ZM30 104V103H29ZM113 104V103H112ZM119 104V103H118ZM161 104V103H160ZM159 104V107H157V110H156V112H155V114H157L158 116H159V118H160V116L162 117V114L164 113V112H167V111H165L166 110V103H165V105H160ZM205 104V103H204ZM5 105V104H4ZM26 105V104H25ZM32 105V104H31ZM34 105V104H33ZM39 105V104H38ZM45 105V104H44ZM143 105V104H142ZM181 105H183V104H181ZM195 105V104H194ZM208 105V104H207ZM22 106H23V104H22ZM27 106V105H26ZM40 106H43L42 104L40 105ZM39 106V107H40ZM109 106V105H108ZM156 106V105H155ZM154 106V107H155ZM157 106H158V104H157ZM168 106V107H169ZM197 106V105H196ZM9 107H10V105H9ZM24 107V106H23ZM30 107V106H29ZM28 107V108H29ZM37 107V106H36ZM46 107V106H45ZM172 107H173V105H172ZM172 107H169L170 109L172 108ZM180 107V106H179ZM136 108V107H135ZM4 109V108H3ZM155 109V108H154ZM153 109V110H154ZM125 110V109H124ZM19 111V110H18ZM84 111V110H83ZM169 111V110H168ZM216 111V110H215ZM238 111V112H239ZM27 112V111H26ZM123 112V111H122ZM143 112V111H142ZM147 112H149L148 114H146V112L144 111V113L146 114V115H149V117H151L152 119H154L155 118V120H157L158 119V116L156 115H152L151 116V114H153L152 112H151V110L149 111H147ZM154 112V111H153ZM209 112V111H208ZM17 113V112H16ZM59 113V112H58ZM114 113V112H113ZM120 113V112H119ZM235 113V112H234ZM234 113H232V114H234ZM50 114V113H49ZM203 114V113H202ZM231 114V115H232ZM239 114V113H238ZM93 115V114H92ZM142 115H144L143 113H142ZM146 115H144L142 118H147L146 117ZM165 115V114H164ZM163 115V116H164ZM195 115V114H194ZM201 115V114H200ZM207 115V114H206ZM218 115V114H217ZM253 115V114H252ZM114 116V115H113ZM180 116V115H179ZM183 116V115H182ZM212 116V115H211ZM214 116H215V114H214ZM213 116V117H214ZM241 116V115H240ZM243 116V115H242ZM8 117V116H7ZM76 117V116H75ZM121 117V116H120ZM141 117V116H140ZM149 117H148V120H149ZM209 117V116H208ZM216 117V116H215ZM223 117V116H222ZM157 118V119H156ZM163 118V117H162ZM205 118V117H204ZM239 118V117H238ZM245 118V117H244ZM66 119H68V118H66ZM66 119H64V120H66ZM75 119V118H74ZM127 119V118H126ZM139 119V118H138ZM198 119V118H197ZM79 120V119H78ZM141 120V119H140ZM146 120V119H145ZM147 120V121H148ZM151 120V119H150ZM159 120V119H158ZM234 120V119H233ZM0 121H1V119H0ZM5 121V120H4ZM74 121V120H73ZM124 121V120H123ZM253 121V120H252ZM31 122V121H30ZM66 122V121H65ZM77 122V121H76ZM119 122V121H118ZM145 122V121H144ZM214 120H213V118H211V117H209V118H206V119H203V120H201L200 122H198V123H201V126H202V128H201V133L195 138V140H193L192 141V144L194 145V146H206V147H208V148H210V149H215L216 148V150H217V140L215 139V132H210V131H208V129L206 130V128H205V126L207 127V126H214ZM218 122V121H217ZM243 122V121H242ZM64 123V122H63ZM121 122H119V124H120ZM135 123V122H134ZM148 123V122H147ZM149 123H150V121H149ZM157 123V122H156ZM165 123H167V122H165ZM181 123V122H180ZM193 123V122H192ZM66 124V123H65ZM65 124H63V125H65ZM69 124V123H68ZM126 124V123H125ZM183 124V123H182ZM244 124V123H243ZM254 124H256V123H254ZM138 125H139V121H138ZM137 125V126H138ZM150 125V124H149ZM163 125V124H162ZM169 125V124H168ZM227 125V124H226ZM228 125H229V123H228ZM227 125V126H228ZM231 125V124H230ZM69 126H70V124H69ZM123 126V125H122ZM134 126V125H133ZM137 126H135V127H137ZM176 126V125H175ZM190 126V125H189ZM191 126H192V124H191ZM226 126V127H227ZM235 126V125H234ZM237 126V125H236ZM52 127V126H51ZM130 127H131V125H130ZM129 127V128H130ZM187 127V126H186ZM230 127V126H229ZM241 127H243V126H241ZM240 127V128H241ZM61 128V127H60ZM65 128V127H64ZM137 128H139V127H137ZM163 128V127H162ZM190 128V127H189ZM219 128V127H218ZM249 128H250V126H249ZM252 128V127H251ZM51 129V128H50ZM84 129V128H83ZM117 129V128H116ZM121 129V128H120ZM124 129L126 130L127 129V127H123L122 129H121V131H120V133H119V135L120 136H122V135H124L123 133H125V131H124ZM131 129V128H130ZM133 129V128H132ZM178 129V128H177ZM188 129V128H187ZM195 129H196V127H195ZM244 128H242V130H243ZM253 129H254V127H253ZM49 130V129H48ZM135 130V129H134ZM4 131V130H3ZM51 131V130H50ZM130 131V130H129ZM163 131V130H162ZM194 131V130H193ZM221 131H222V129H221ZM255 131V130H254ZM57 132H59V131H57ZM63 132V131H62ZM73 132V131H72ZM128 132V131H127ZM126 132V133H127ZM131 132V131H130ZM133 132V131H132ZM198 132V130H196V133ZM223 132V131H222ZM245 132H246V134H240L237 138H239V137H249V134L247 133L248 132V130L245 128ZM4 133V132H3ZM148 133V132H147ZM163 133V132H162ZM193 133V132H192ZM236 133V132H235ZM105 133H103V134H100V135H98V136H96L95 138H93V139H91V141H92V143H88L89 144V146H93V145H95V143H98L99 142V140H100V138L104 135ZM115 135H117L118 134V132H117V134L116 133H114ZM114 134L113 135H111V134H107V135H111V136H114ZM139 134V133H138ZM229 134V133H228ZM7 135V134H6ZM52 135H53V133H52ZM73 135V134H72ZM106 135V136H107ZM125 135H127V134H125ZM130 135H132V134H130ZM181 135V134H180ZM221 135V134H220ZM225 135H226V133H225ZM235 135V134H234ZM251 135V134H250ZM61 136V135H60ZM105 136V135H104ZM128 136H129V133H128ZM133 136H134V134H133ZM153 136V135H152ZM176 135H173V137H175ZM189 136V135H188ZM217 136V135H216ZM219 136V135H218ZM228 136V135H227ZM26 137V136H25ZM32 137V136H31ZM56 137H58V136H56ZM63 137V136H62ZM89 137V136H88ZM116 137V136H115ZM127 137V136H126ZM163 137V136H162ZM110 138H112V137H110ZM120 137H118V139H119ZM157 138V137H156ZM172 138V137H171ZM178 138V137H177ZM191 138V137H190ZM226 138V137H225ZM224 138V139H225ZM254 140H256V138H263L261 141H259L258 140V142H260V143H257V144H254V145H251V147L252 146H254V148L253 149H251V147L248 145V149H247V151H246V154H247V156H246V162L248 163V169H249V171H248V174H246L247 176L245 177V178H243V180L245 181V182H243L242 181V183L240 182V184L237 182V185H236V187H238V188H240L238 191L240 192V190H241V192H240V195L242 194L243 196H244V199L242 200V201H239V202H242L243 204H247V205H249V203H248V201H252L253 202V204L252 205H249L248 207H250V208H247V207H245V208H247V210L245 211V213L243 214V216H241L242 217V219H241V217H239L240 218V220H239V218H238V220L239 221H241L239 224L242 226H239L240 227V230H238L237 232H238V236L240 237V239L239 238H237V236H236V238L239 240L238 242H239V244H235L233 241L235 240L234 238V240L233 241H231V242H233L234 243V245H236V246H238L239 245V247H236L235 248V250H233V249H231L232 247H230V249H229V251H227L228 252V254H229V252H230V254H231V251H235V253H233V254H235V256L234 255H232V256H234V258H235V260L237 261H235L237 264H264V176H263V170H264V130H262V132H258V133H255V136H254ZM56 139V138H55ZM107 139V138H106ZM121 139V138H120ZM119 139V140H120ZM124 139V138H123ZM161 139V138H160ZM176 141L178 140V139H176V138H174ZM193 139V138H192ZM242 139L243 138H241V140H239V141H242ZM6 140V139H5ZM13 140V139H12ZM126 139H124V141H125ZM135 140V139H134ZM244 141L245 140H247V138H245V139H243ZM65 141V140H64ZM113 141V140H112ZM121 141H123V140H121ZM176 141H174V146H176L177 145V147H178V145H179V143L178 144H175L176 143ZM238 141V140H237ZM117 142V141H116ZM115 142V143H116ZM133 142V141H132ZM131 142V143H132ZM105 143V142H104ZM115 143H114V145H115ZM118 143V142H117ZM119 143H120V141H119ZM125 143V142H124ZM235 143H236V139L235 140H233V141H231V143H230V145L228 146V148H227V150H224V151H221V152H217L216 151V154L214 155V157H212L211 159H209L208 161V163H207V166H208V168H207V170L209 171H211L210 173H212L211 175L212 176H214L215 175V173L217 172L218 173V171L220 172V167H221V164L223 163V162H226V160H228L229 159V157H230V153H231V151H233V148H234V145H235ZM254 143V142H253ZM255 143H256V141H255ZM34 144V143H33ZM87 144V143H86ZM87 144V145H88ZM101 144V143H100ZM103 144V143H102ZM101 144V145H102ZM108 144V143H107ZM172 144V145H173ZM184 144V143H183ZM31 145V144H30ZM158 145V144H157ZM186 145V144H185ZM220 145V144H219ZM247 145V144H246ZM109 146V145H108ZM173 146V147H174ZM194 146H193V148H194ZM88 147V146H87ZM100 147V146H99ZM113 147H115V146H113ZM156 147V146H155ZM180 147V146H179ZM178 147V150L180 149ZM105 148H108V147H105ZM110 148V147H109ZM187 148V147H186ZM207 148V149H208ZM250 148V149H249ZM22 149V148H21ZM91 149V148H90ZM97 149H99V148H97ZM168 149V148H167ZM190 149V148H189ZM199 149V148H198ZM219 149V148H218ZM18 150V149H17ZM93 150H94V148H93ZM174 150L176 151V149L174 148ZM79 151V150H78ZM110 151V150H109ZM156 151V150H155ZM173 151V150H172ZM174 151V152H175ZM218 151H220V150H218ZM4 152H6V151H4ZM85 152V151H84ZM95 152H97V151H95ZM100 153H99V155H100V157L102 158L103 156L101 155V152L102 151H99ZM104 152V151H103ZM102 152V153H103ZM185 152H186V150H185ZM76 153V152H75ZM107 153V152H106ZM149 153V152H148ZM179 153V151H177V153H174V155L175 154H178ZM249 153V154H248ZM14 154V153H13ZM86 154V153H85ZM92 154H93V152H92ZM104 154V153H103ZM146 154V153H145ZM251 154V155H250ZM94 155V154H93ZM95 155H96V153H95ZM95 155H94V158H95V162H96V159L98 160V158H96L98 155H96V157H95ZM9 156V155H8ZM172 156V155H171ZM177 156V155H176ZM175 156V157H176ZM178 156H179V154H178ZM61 157V156H60ZM74 157V156H73ZM93 156H91L90 158H92ZM99 157V158H100ZM141 157V156H140ZM146 157V156H145ZM17 158V157H16ZM93 158V159H94ZM8 158H7V155L5 154V153H0V163H4V161H6ZM73 159V158H72ZM81 160H82V157L80 158ZM92 159V161H94ZM207 159V158H206ZM13 160V159H12ZM16 160V159H15ZM51 160V159H50ZM73 160H75V159H73ZM158 160V159H157ZM83 161H85V159L83 160ZM83 161H81V162H83ZM91 161V160H90ZM138 161V160H137ZM143 161V160H142ZM175 161V160H174ZM80 162V163H81ZM100 162V161H99ZM99 162H97V163H99ZM165 162V161H164ZM15 163V162H14ZM40 163V162H39ZM65 163V162H64ZM24 164V163H23ZM95 164V163H94ZM6 165V164H5ZM12 165V164H11ZM10 165V166H11ZM119 165V164H118ZM13 166V165H12ZM11 166V167H12ZM139 166V165H138ZM142 166V165H141ZM152 166V165H151ZM11 167H8V166H2V169H1V167H0V169L2 170V172L4 171H8L7 172V174H5L6 176H5V178H3V179H1V177H0V210H3V209H7L8 208V204L9 203H7V202H9L11 199H9V198H11V197H13V195L19 190V187H20V185L22 184V183H24L23 182V180H24V174H21V173H13V172H11L10 171V169H11ZM103 168V167H102ZM123 168H125V167H123ZM141 168V167H140ZM55 169V168H54ZM117 169V168H116ZM122 169V168H121ZM133 169H136V168H133ZM139 169V168H138ZM76 170V169H75ZM124 170V169H123ZM128 170V169H127ZM126 170V171H127ZM132 170V169H131ZM27 171V170H26ZM117 171V170H116ZM115 171V172H116ZM119 171V170H118ZM121 171V170H120ZM149 171V170H148ZM195 171V170H194ZM3 172V173H4ZM59 172V171H58ZM102 172V171H101ZM125 172V171H124ZM28 173V172H27ZM108 173V172H107ZM126 174L128 173V172H125ZM130 173V172H129ZM132 173V172H131ZM139 174H140V172H138ZM143 173V172H142ZM166 173V172H165ZM204 173V172H203ZM229 173V172H228ZM87 174V173H86ZM114 174V173H113ZM116 174V173H115ZM115 174H114V177H116L115 176ZM125 174V178H126V175ZM138 174V175H139ZM192 174V173H191ZM227 174V173H226ZM3 175V174H2ZM98 175V174H97ZM118 175H120V174H118ZM124 175V174H123ZM132 176H133V174H131ZM149 175V174H148ZM229 175V174H228ZM121 176V175H120ZM140 176V175H139ZM3 177V176H2ZM30 177V176H29ZM137 177V176H136ZM143 177V176H142ZM150 177H153V176H150ZM172 177V176H171ZM27 178V177H26ZM128 178H130V177H128ZM134 178H135V175H134ZM145 178L147 179V176L145 175ZM145 178H142V179H145ZM174 178V177H173ZM34 178H32L28 183H27V187H31V185H32V180H33ZM110 178H108V180H109ZM121 179V178H120ZM119 179V180H120ZM131 179V178H130ZM139 179V178H138ZM141 179V180H142ZM149 179V178H148ZM185 179V178H184ZM246 179V180H245ZM125 180V179H124ZM153 180V179H152ZM160 180V179H159ZM34 181H35V179H34ZM33 181V182H34ZM71 181V180H70ZM111 180H109V182H110ZM113 181V180H112ZM111 181V182H112ZM127 181V180H126ZM129 181V180H128ZM36 182V181H35ZM34 182V183H35ZM92 182V181H91ZM94 182V181H93ZM122 182V181H121ZM183 182V181H182ZM34 183H33V185H34ZM50 183V182H49ZM101 183V182H100ZM105 183H107V182H105ZM118 183V182H117ZM133 183V182H132ZM137 183V182H136ZM135 183V184H136ZM144 183V182H143ZM158 183V182H157ZM36 184V183H35ZM80 184V183H79ZM79 184H77V185H79ZM91 184V183H90ZM93 185H94V183H92ZM99 184V183H98ZM125 184V183H124ZM130 184V183H129ZM141 184V183H140ZM145 184V183H144ZM150 184V183H149ZM70 185V184H69ZM73 185V184H72ZM76 185V184H75ZM81 185H82V183H81ZM86 185V184H85ZM89 185V184H88ZM108 185V184H107ZM111 185V184H110ZM209 185V184H208ZM234 185V184H233ZM233 185H232V187H233ZM47 186V185H46ZM96 186V185H95ZM99 186V185H98ZM101 186V185H100ZM114 186V185H113ZM123 186V185H122ZM128 186H130V185H128ZM128 186H127V189H129L128 188ZM140 186V185H139ZM138 186V187H139ZM26 187V188H27ZM70 187V186H69ZM72 187H74V186H72ZM83 187H84V185H83ZM108 187V186H107ZM112 187V186H111ZM216 187V186H215ZM236 187H233V188H236ZM87 188V187H86ZM89 188V187H88ZM87 188V189H88ZM113 188V187H112ZM115 188V187H114ZM133 188V187H132ZM228 188V187H227ZM229 188H231V186L229 187ZM229 188H228V191H231V189L229 190ZM233 188H232V191H233ZM77 189V188H76ZM75 189V190H76ZM117 189V188H116ZM126 189V188H125ZM133 189H135V188H133ZM56 190V189H55ZM83 190V189H82ZM86 190V189H85ZM104 190V189H103ZM119 190V189H118ZM130 190V189H129ZM136 190V189H135ZM225 190V189H224ZM227 190V189H226ZM236 190V189H235ZM234 190V191H235ZM28 191V190H27ZM30 191V190H29ZM37 191V190H36ZM89 191V190H88ZM99 191V190H98ZM97 191V192H98ZM102 191V190H101ZM111 191V190H110ZM120 191V190H119ZM134 190H132V192H133ZM221 191V190H220ZM227 191V192H228ZM87 192V191H86ZM94 192V191H93ZM93 192H91V193H93ZM97 192H95L96 194H98ZM105 192V191H104ZM109 192V191H108ZM122 192H123V190H122ZM125 192H127V191H125ZM236 192V191H235ZM27 193V192H26ZM28 193H30V192H28ZM73 193V192H72ZM102 193V192H101ZM117 193V192H116ZM124 193V192H123ZM130 193V192H129ZM238 193V192H237ZM39 194V193H38ZM89 194V193H88ZM128 194V193H127ZM157 194V193H156ZM16 195V194H15ZM27 195V194H26ZM44 195V194H43ZM66 195V194H65ZM91 195V194H90ZM107 195V194H106ZM109 195H111V194H109ZM108 195V196H109ZM187 195V194H186ZM239 195V196H240ZM53 196V195H52ZM94 196V195H93ZM104 196V195H103ZM107 196V197H108ZM113 196V195H112ZM120 196V195H119ZM126 196V195H125ZM183 196V195H182ZM243 196H241V197H243ZM30 197V196H29ZM110 197V196H109ZM116 197V196H115ZM78 198V197H77ZM88 198V197H87ZM93 198V197H92ZM97 198H99V197H97ZM157 198V197H156ZM161 198V197H160ZM191 198V197H190ZM84 199V198H83ZM93 199H95V198H93ZM101 199V198H100ZM110 199V198H109ZM135 199V198H134ZM186 199V198H185ZM238 199H240V198H238ZM48 200V199H47ZM92 200V199H91ZM98 199H96V200H94V204H100V200L99 201H97ZM105 200V199H104ZM103 200V198L101 199V202L102 201H104ZM111 200V199H110ZM93 201V200H92ZM11 202H12V200H11ZM10 202V203H11ZM87 202H89V201H87ZM106 202V201H105ZM155 202V201H154ZM161 202V201H160ZM238 201H236V205L238 206V205H240V203H239ZM34 203V202H33ZM32 203V204H33ZM43 203V202H42ZM89 203H91V201L89 202ZM93 203V202H92ZM103 203V202H102ZM101 203V204H102ZM201 203V202H200ZM238 203V204H237ZM94 204H92V205H90L91 206V208L93 209V205ZM242 204V205H243ZM251 204V203H250ZM31 204H29V206H30ZM87 205V204H86ZM241 205V206H242ZM245 205H243V206H245ZM18 206V205H17ZM28 206V205H27ZM85 206V205H84ZM97 206V205H96ZM98 206H102V205H98ZM213 206V207H212ZM212 206H210L211 207V209H210V211H209V209L207 210V211H209V213L208 214H213V213H215V211L214 210H216L215 209V207H214V205H212ZM235 206V205H234ZM13 207V206H12ZM20 207V206H19ZM56 207V206H55ZM70 207V206H69ZM72 207H73V205H72ZM88 207V206H87ZM95 207V206H94ZM115 207V206H114ZM135 207V206H134ZM236 207V206H235ZM238 207H240V206H238ZM237 207V208H238ZM32 208V209H31ZM35 207H29L28 209H27V211H26V209H25V211L26 212H28L29 214L31 213L32 214V219H30L29 217L28 218H20V219H18V220H15V221H17L18 222V224H16V223H14V220L13 221H11V220H9V219H11V217L10 218H5V217H3L2 218V220H0V225H2L3 227L2 228H0V230H5V234H4V232H3V234L1 233L2 231H0V248L1 247H6L5 245H10V247L14 244V247L12 246L11 248H13L11 251H9V252H5L6 250L4 249L3 251V253L1 252L0 253V264H74L71 260H69L68 258H60V257H58V248H57V246H50L48 243H46V241H43L42 239H37L38 238V236L36 237H34V239H31V240H27V239H23V237H22V233L28 228V227H30V225H32V227H35V224H37L36 222L38 221V220H48L50 217H49V215L51 214L50 212H48L49 214L47 215V214H43V213H41V212H39V211H36V210H33ZM90 208V209H91ZM99 208V207H98ZM233 208V207H232ZM231 208V209H232ZM242 208V207H241ZM87 209V208H86ZM153 209V208H152ZM244 209V208H243ZM9 211L8 212H10V209H8ZM240 210V209H239ZM6 211V210H5ZM5 211L4 212H2L3 214L5 213ZM23 211H24V209H23ZM23 211H20V212H23ZM24 211V212H25ZM90 211V210H89ZM214 211V212H213ZM229 211V210H228ZM13 212V211H12ZM134 212V211H133ZM1 213V212H0ZM206 213V212H205ZM207 213L206 214H204L205 215V217L207 216ZM230 213V212H229ZM15 214H17V213H15ZM121 214V213H120ZM211 214V215H212ZM232 214H233V211H232ZM231 214V215H232ZM66 215V214H65ZM110 215V214H109ZM210 215V216H211ZM11 216V215H10ZM15 216V215H14ZM55 216V215H54ZM210 216L207 218V219H205V220H210L211 218H210ZM8 217V216H7ZM129 217V216H128ZM150 217V216H149ZM204 217V218H205ZM14 218H16V216L14 217ZM18 218V217H17ZM73 218V217H72ZM203 218V219H204ZM62 219V218H61ZM67 219V218H66ZM71 219V218H70ZM151 219V218H150ZM54 220V219H53ZM143 220V219H142ZM237 220V221H238ZM56 221V220H55ZM67 221V220H66ZM83 221V220H82ZM152 221V220H151ZM102 222V221H101ZM143 222V221H142ZM233 222V221H232ZM62 223V222H61ZM50 224V223H49ZM238 224V223H237ZM17 225H19V227H21V230H17L16 229V231H13L12 230V228L13 227H15L16 228V226ZM39 225V224H38ZM236 225V224H235ZM234 225V226H235ZM167 226V225H166ZM172 226V225H171ZM227 226V225H226ZM236 226H238V225H236ZM94 227V226H93ZM93 227H91V228H93ZM203 227V226H202ZM238 227V228H239ZM18 228V227H17ZM89 228V227H88ZM128 228V227H127ZM188 228V227H187ZM8 229V230H7ZM142 229V228H141ZM206 229H208V228H206ZM15 230V229H14ZM54 230V229H53ZM52 230V232L50 231V233H49V237H54V238H57V239H63V236H65L66 237V235L68 236V240H69V242L67 243V244H65L66 245V247L67 246H72V245H75L76 243H74V240L78 237V238H80V239H83V243H84V245H87V243H88V241H86L85 239H84V237H82L78 232H76V231H74L73 229H66L65 231L66 232H61V231H53ZM61 230V229H60ZM88 230V229H87ZM125 230V229H124ZM184 231L186 230V228L185 229H183ZM192 231H193V229H191ZM191 230L189 229V233L191 234L192 232H191ZM195 231H194V233L196 234V236H197V231H196V229H194ZM232 230V229H231ZM231 230H228V231H231ZM235 230V229H234ZM7 231H9V233L10 232H12V236H11V240H10V238H9V236L7 235ZM21 232V233H19V234H16V233H18V232ZM33 231V230H32ZM90 231H91V229H90ZM172 231V230H171ZM186 231V232H187ZM181 232V231H180ZM179 232V233H180ZM183 232V231H182ZM188 232L186 233V234H188ZM201 232V231H200ZM204 232H205V230H204ZM203 232V233H204ZM209 232V231H208ZM217 232V231H216ZM220 232H223V231H220ZM14 233V234H13ZM30 233V232H29ZM48 233V232H47ZM90 233V232H89ZM131 233V232H130ZM142 233V232H141ZM183 233H185V232H183ZM183 233H182V235H183ZM202 233V232H201ZM207 233V232H206ZM232 233H236V232H232ZM31 234V233H30ZM29 234V235H30ZM37 234V233H36ZM137 234V233H136ZM136 234H134L133 233V235L132 236H130V241L132 242L133 240L135 241V239H137L136 238ZM181 234V233H180ZM194 234V235H195ZM199 234L200 233H198V236H199ZM221 234V233H220ZM225 234V233H224ZM227 234V233H226ZM225 234V235H226ZM228 234H230V233H228ZM2 235V236H1ZM7 235V236H6ZM27 235V234H26ZM38 235V234H37ZM179 235V234H178ZM202 235H204V234H202ZM205 235H207V234H205ZM221 235H223V233L221 234ZM221 235H219V236H221ZM231 235V234H230ZM229 235V236H230ZM236 235V234H235ZM124 236V235H123ZM127 235H125V238H127L126 237ZM129 236V235H128ZM167 236V235H166ZM187 235H183V237L186 239V238H188V237H186ZM190 236V235H189ZM197 236V237H198ZM228 236V235H227ZM234 236V235H233ZM94 237V236H93ZM139 237V236H138ZM180 237V236H179ZM182 237V236H181ZM180 237V238H181ZM221 237H224V238H226L227 239V237H225V236H221ZM46 238V237H45ZM88 238V237H87ZM86 238V239H87ZM179 238V241L180 240H182L183 238H181L180 239ZM207 238H209V237H207ZM224 238H219V241H220V239H224ZM18 239V240H17ZM44 239V238H43ZM67 239V238H66ZM123 239V238H122ZM189 239V238H188ZM214 239V238H213ZM217 239V238H216ZM226 239H224V241L226 240ZM231 239H232V236H231ZM14 240H16V242L14 241ZM79 240V239H78ZM138 241H139V239H137ZM187 240V239H186ZM227 240H229V238L227 239ZM58 241V240H57ZM80 241V240H79ZM129 241V242H130ZM177 241V240H176ZM183 241V240H182ZM218 241V240H217ZM67 242V241H66ZM76 242V241H75ZM150 242V241H149ZM156 242V241H155ZM181 242V241H180ZM183 242H186V241H183ZM206 242V241H205ZM216 242V241H215ZM227 242H229V241H227ZM139 243V242H138ZM154 243V242H153ZM174 243H176V242H174ZM171 244L172 246L173 245H175V244ZM182 243V242H181ZM187 243V242H186ZM185 243V244H186ZM195 243H197V242H195ZM195 243H193V245H194V248H195V250H194V248H192V251L194 250V252L196 253L197 251H198V249H199V246H196L195 247ZM208 242H206V244H207ZM211 243V242H210ZM213 243V242H212ZM210 244V245H212L213 247H214V244ZM222 243H225V242H223L222 241ZM220 244V246L221 245H224V244ZM236 243H237V241H236ZM78 244H79V242H78ZM78 244H76V246L75 247H78V246H80V245H78ZM183 244V243H182ZM185 244H183V245H185ZM199 244V243H198ZM203 243L201 242V245H202ZM218 244H219V242H218ZM230 244V245H229ZM228 245L229 246H232L233 244H231V243H229ZM64 245V246H65ZM78 245V246H77ZM162 245V244H161ZM180 246V244L179 243H177L175 246ZM191 245V244H190ZM189 245V246H190ZM193 245H192V247H193ZM200 245V246H201ZM215 245H217V243H215ZM234 245H233V247H234ZM88 246V245H87ZM141 246V245H140ZM172 246L170 247V248H172ZM177 246V247H178ZM186 246H187V244H186ZM218 247H219V245H217ZM9 247V248H10ZM130 247V246H129ZM177 247H175V249H173L174 248V246H173V250H177V252H178V249H177ZM180 247H183L182 245L180 246ZM179 247V251H182L183 249L182 248H180ZM202 247V246H201ZM207 247V246H206ZM210 247V246H209ZM216 247V246H215ZM215 247H214V249H215ZM217 247V248H218ZM10 248V249H11ZM68 248H70V247H68ZM74 248V247H73ZM82 248V247H81ZM80 248V249H81ZM202 248H204V247H202ZM208 248V247H207ZM207 248H205L204 249V252L207 250ZM210 248H212V247H210ZM216 248V249H217ZM224 248V247H223ZM222 248V249H223ZM7 249V248H6ZM65 249V248H64ZM130 249V248H129ZM167 249V248H166ZM169 249V248H168ZM172 249H169L167 252L165 251V249H163L162 248V250L163 251H165L166 253H168L170 250L172 251ZM180 249H182V250H180ZM187 249L189 250V248H186V252H187ZM213 249V248H212ZM211 249V250H212ZM226 249H228V248H226ZM70 250V249H69ZM87 250V249H86ZM128 250V249H127ZM160 250V249H159ZM159 250H158V253L160 254L161 252H159ZM220 250V251H219ZM219 250H215V251H218V253L220 254L221 253V249H219ZM223 250H225V248L223 249ZM1 251V250H0ZM132 251V250H131ZM162 251V253H164ZM175 251H172L173 253L175 252ZM208 251V250H207ZM214 251V250H213ZM212 251V252H213ZM226 251H225V254L227 255V253H226ZM80 252V251H79ZM200 252V249H199V251H198V253ZM203 252V251H202ZM209 252H210V249H209ZM211 252V255L213 254L214 255V257H215V254H217L218 255V253L216 252H213L212 253ZM88 253V252H87ZM132 253V252H131ZM135 253V252H134ZM170 253V252H169ZM168 253V254H169ZM176 253V252H175ZM174 253V254H175ZM193 253V252H192ZM198 253H196V260L198 259V257H197V255H198ZM206 253V252H205ZM55 254H58V255H55ZM64 254V253H63ZM66 254V253H65ZM172 253H170V255H171ZM180 254V252L178 253V255ZM182 254V253H181ZM184 254H185V252H184ZM191 254V253H190ZM222 255L224 254V252L223 253H221ZM220 254V256L221 257H224V256H222ZM70 255V254H69ZM130 255V254H129ZM132 255V254H131ZM164 255H167V254H165L164 253ZM183 255V254H182ZM182 255H179V256H181V257H183ZM187 255V254H186ZM192 255V254H191ZM191 255H189V257L187 256V258H190V256ZM194 255V254H193ZM200 255V254H199ZM216 255V256H217ZM231 255H230V257H231ZM158 256H160V255H158ZM158 256H157V258H158ZM175 256H176V254L174 255V259H176L175 258ZM201 256V255H200ZM200 256H199V258H200ZM207 255H205V257H206ZM227 256H229V255H227ZM146 257V256H145ZM156 257V256H155ZM163 257V259H164V256H162ZM168 257V255L166 256V258ZM170 257V256H169ZM177 257V256H176ZM204 257V258H205ZM211 258L213 257V256H210ZM75 258V257H74ZM94 258V257H93ZM178 258V257H177ZM203 258V257H202ZM202 258L200 259V260H202ZM227 258V257H226ZM233 258V257H232ZM151 259H154V257L153 258H151ZM162 259V258H161ZM161 259H159V260H161ZM183 259L184 260H186L184 257H183ZM193 260V256H192V258H190V260ZM207 259H210V258H207L206 257V260ZM220 259V258H219ZM218 258H217V260H219ZM228 260H229V257L227 258ZM156 260V259H155ZM165 260V259H164ZM164 260H163V262H164ZM169 260V263L170 262H172L173 260H172V258H171V260L170 259H168ZM168 260H166V262L168 261ZM177 260L178 259H176V261L174 260V262L173 263H170V264H193V262H189L188 260L189 259H187L186 261H184V262H177ZM180 260V259H179ZM178 260V261H179ZM181 260H182V258H181ZM213 260V259H212ZM212 260H210V262L212 261ZM223 262L225 261L224 259H221ZM220 260V261H221ZM98 261V260H97ZM96 261V262H97ZM158 261V260H157ZM156 261V262H157ZM183 261V260H182ZM215 261V260H214ZM221 261V262H222ZM230 261H231V258H230ZM230 261H229V263H230ZM233 261V260H232ZM99 262V261H98ZM97 262V263H98ZM101 262V261H100ZM155 262V261H154ZM160 262V261H159ZM206 262V261H205ZM204 261H201L200 263L199 262H197L198 264H204L205 263ZM207 262H209V260H207ZM220 262V263H221ZM234 262V263H235ZM93 263L95 264V261H93ZM96 263V264H97ZM168 263V264H169ZM213 263V262H212ZM216 263H218V261H216ZM225 263L227 264V262L225 261ZM224 263V264H225ZM228 263V264H229ZM234 263H232V264H234ZM104 264V263H103ZM130 264V263H129ZM157 264H160V263H157ZM164 264V263H163ZM165 264H167V263H165ZM195 264V263H194ZM207 264V263H206ZM211 264V263H210ZM215 264V263H214Z\"/></svg>",
	"mask_w": 264,
	"mask_h": 264
}]
</instances>
